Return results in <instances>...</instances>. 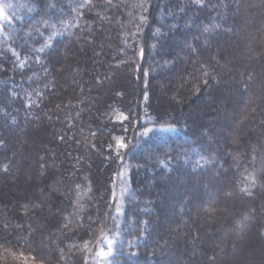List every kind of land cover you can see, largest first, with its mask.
<instances>
[{
  "label": "trees",
  "instance_id": "16d2710c",
  "mask_svg": "<svg viewBox=\"0 0 264 264\" xmlns=\"http://www.w3.org/2000/svg\"><path fill=\"white\" fill-rule=\"evenodd\" d=\"M0 9V264L247 263L264 244V0Z\"/></svg>",
  "mask_w": 264,
  "mask_h": 264
},
{
  "label": "snow or ice",
  "instance_id": "6c2138e0",
  "mask_svg": "<svg viewBox=\"0 0 264 264\" xmlns=\"http://www.w3.org/2000/svg\"><path fill=\"white\" fill-rule=\"evenodd\" d=\"M0 17H3V9H0ZM140 19H141V21H145V20H146V17L141 16ZM41 50H42V49H41ZM204 83H207V81L205 80ZM125 118H126V117H125ZM165 130H166V129H165ZM151 131H152V129H150V128H146V129H144L143 134H144V135H147V134H148L149 132H151ZM118 147H119V148H125V147H127V145L124 144L123 141L121 140V141L119 142V144H118ZM122 159H123V158L121 157V160H122ZM162 163H163V162H162ZM121 174H122V173H121ZM252 180H253V184H254V183H255V177H252ZM77 187H79V186H77ZM249 195H251V193H249ZM113 199H115V193H113ZM117 211H120V209H117ZM238 223H239V221H238ZM106 240H107V244H108V249H107V251H105L103 248H101V249L98 251V253H97L98 256L103 257V258H106V257H108V256H111V255H112V251H113V249H112L113 241L110 240V239H107V238H106ZM85 246H87V245H85Z\"/></svg>",
  "mask_w": 264,
  "mask_h": 264
},
{
  "label": "rangeland",
  "instance_id": "374dc122",
  "mask_svg": "<svg viewBox=\"0 0 264 264\" xmlns=\"http://www.w3.org/2000/svg\"><path fill=\"white\" fill-rule=\"evenodd\" d=\"M248 243H254V245L258 244V246H256L254 248V252L251 253L252 257H247V263L244 264H264V244L259 243L258 239H256L255 237L250 238L248 240ZM239 249L241 250L242 248L240 247Z\"/></svg>",
  "mask_w": 264,
  "mask_h": 264
}]
</instances>
